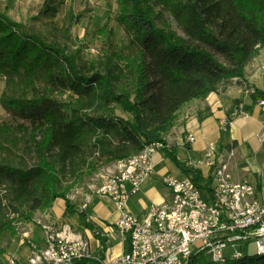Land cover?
Here are the masks:
<instances>
[{
	"label": "trees",
	"instance_id": "16d2710c",
	"mask_svg": "<svg viewBox=\"0 0 264 264\" xmlns=\"http://www.w3.org/2000/svg\"><path fill=\"white\" fill-rule=\"evenodd\" d=\"M116 2V20L131 52L114 53L119 62L109 64L107 75L92 72L80 54L66 53L0 10V74L12 77L23 70L43 82L42 88L34 86V97L5 95L2 99L4 108L19 121L0 126V152H6L8 144H17L21 134L36 158L37 165L31 169L0 165V188L10 201L27 207L28 220L37 210L52 207L57 198H64L70 209L71 186L60 191L61 174H77V162L83 159L90 137L112 139L108 154L114 161L162 142L165 155L198 186L209 187L212 181L200 168L179 159L165 136L185 104L245 77V67L259 51L257 45H264V0ZM63 3L46 0L41 14L54 18ZM125 79L133 80L131 90L120 89ZM254 94L264 97L258 90ZM118 107L130 117L118 114ZM4 208L0 196V233L14 235L15 218L3 219ZM254 257L222 264H247ZM188 264L216 263L200 252Z\"/></svg>",
	"mask_w": 264,
	"mask_h": 264
},
{
	"label": "built area",
	"instance_id": "2783aa9c",
	"mask_svg": "<svg viewBox=\"0 0 264 264\" xmlns=\"http://www.w3.org/2000/svg\"><path fill=\"white\" fill-rule=\"evenodd\" d=\"M261 46L258 44V49ZM250 90L256 93L254 88ZM257 105L264 115V97L258 96ZM229 124L223 120L222 129L227 130ZM186 138L190 143L196 140L193 134ZM163 149L162 142H154L127 159L115 161L97 187L118 214L114 225L128 238L126 251L108 260L96 257L89 241L74 233L69 224L36 220L43 243L29 230L19 232V242L29 248V255L23 260L11 255L0 264H75L85 259L90 264H188L200 252H206L216 264L246 256L264 259V195L250 180L233 178V147L217 157L211 144L206 159L212 178L209 187L198 186L187 175L166 174L162 180L170 195L163 202L152 204L143 215L129 209L131 196L155 173V155Z\"/></svg>",
	"mask_w": 264,
	"mask_h": 264
},
{
	"label": "crops",
	"instance_id": "0c3cea01",
	"mask_svg": "<svg viewBox=\"0 0 264 264\" xmlns=\"http://www.w3.org/2000/svg\"><path fill=\"white\" fill-rule=\"evenodd\" d=\"M252 88L264 92V45L245 67L244 78H234L206 98L185 104L165 139L169 146L176 147L179 159L200 168L204 176L211 171L206 164L211 144L216 147L217 157L227 149L235 148V156L231 159L233 178L243 180L245 176L257 185L259 194L264 195V115ZM225 119L230 124L224 131L221 123ZM188 134H193L196 140L184 142ZM169 159L163 151L156 153L155 173L145 181L137 193L141 192L139 197L135 194L129 200L128 207L133 213L143 215L152 204L161 203L170 195L162 180L164 175H184L177 166V170L171 172L164 164ZM42 215L46 221L58 226L69 224L74 233L89 241L96 257L108 260L128 249V238L114 225L118 217L114 206L108 208L99 196L90 198L85 204L75 202L70 209L64 198H57ZM29 231L38 243H43L41 230L38 239L33 228Z\"/></svg>",
	"mask_w": 264,
	"mask_h": 264
},
{
	"label": "rangeland",
	"instance_id": "374dc122",
	"mask_svg": "<svg viewBox=\"0 0 264 264\" xmlns=\"http://www.w3.org/2000/svg\"><path fill=\"white\" fill-rule=\"evenodd\" d=\"M45 2L46 0H0V10L13 20L25 25L31 33L40 36L46 42L56 44L68 54H80L81 61H86L88 65L92 66V72H101L107 75L109 64L119 62L113 56L114 53L131 52L124 30L116 20L118 15L116 0H64L59 13L54 18H47L41 14ZM103 26L106 27L105 32L99 33L98 28ZM21 72L20 75L12 74V77L0 74V126L3 124L14 126L19 121L4 108L2 99L5 95L31 98L36 95L34 86H39V88L43 86L41 79L35 78L34 80L29 78L23 70ZM132 83L133 80L125 79L119 83V87L131 90ZM225 86L224 84L221 88ZM67 98L68 96L63 97L64 100ZM117 113L130 117L124 114L120 107H118ZM88 114L91 115V112ZM19 136L17 144H8L6 152H0V165L24 166L31 169L37 165L36 158L34 153L27 150L21 134ZM97 140H100L99 147L95 145ZM111 140L101 137L91 139L90 137L85 144L86 153L83 159L77 162V174L72 175L70 172L61 174L60 191L71 186L67 191V198L71 205L75 202L85 204L89 202L90 198L92 200L94 196H99L101 202L108 208L111 209L113 206L107 197L97 192V187L104 182L108 175V169L115 164L111 155L108 154L112 145ZM184 142L188 143L186 137ZM159 151L165 153L164 150ZM164 164L171 168L172 173L177 170L171 159ZM242 179L245 180V176ZM140 193L135 197H139ZM0 196L4 198L5 203V208L1 211L3 219L15 218L16 226L14 235L10 231L0 233V260L11 255H16L23 260L27 258L29 254L26 253L28 251L30 253V250L26 245L20 244L18 234L33 228L35 238L38 239L41 231L36 220L46 221L42 215L44 210H37L32 219L28 220L26 206H19L10 201L3 188H0ZM14 208L18 212H14ZM97 236L101 235L97 234ZM247 264H264V259L254 257L247 260Z\"/></svg>",
	"mask_w": 264,
	"mask_h": 264
}]
</instances>
